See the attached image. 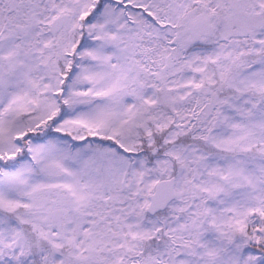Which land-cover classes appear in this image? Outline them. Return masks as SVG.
Masks as SVG:
<instances>
[{
  "label": "snow or ice",
  "instance_id": "obj_1",
  "mask_svg": "<svg viewBox=\"0 0 264 264\" xmlns=\"http://www.w3.org/2000/svg\"><path fill=\"white\" fill-rule=\"evenodd\" d=\"M0 264H264V0H0Z\"/></svg>",
  "mask_w": 264,
  "mask_h": 264
}]
</instances>
